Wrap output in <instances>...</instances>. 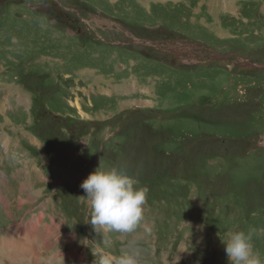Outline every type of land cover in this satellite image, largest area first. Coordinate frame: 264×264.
Here are the masks:
<instances>
[{
    "label": "rangeland",
    "instance_id": "obj_1",
    "mask_svg": "<svg viewBox=\"0 0 264 264\" xmlns=\"http://www.w3.org/2000/svg\"><path fill=\"white\" fill-rule=\"evenodd\" d=\"M165 36L184 64L126 47ZM239 56L264 65V0H0V264H229L249 228L264 258V71ZM99 167L147 189L134 232L91 224ZM19 227L33 262L1 244Z\"/></svg>",
    "mask_w": 264,
    "mask_h": 264
},
{
    "label": "clouds",
    "instance_id": "obj_2",
    "mask_svg": "<svg viewBox=\"0 0 264 264\" xmlns=\"http://www.w3.org/2000/svg\"><path fill=\"white\" fill-rule=\"evenodd\" d=\"M138 181L122 168L112 167L91 172L81 183L90 201L91 224L104 226L117 233H132L144 219L147 189L138 187ZM255 228L232 231L224 245L229 264H264L261 253L255 249ZM137 253L124 252L120 255L103 253L98 264H138ZM178 258H176L177 264Z\"/></svg>",
    "mask_w": 264,
    "mask_h": 264
},
{
    "label": "flooded vegetation",
    "instance_id": "obj_3",
    "mask_svg": "<svg viewBox=\"0 0 264 264\" xmlns=\"http://www.w3.org/2000/svg\"><path fill=\"white\" fill-rule=\"evenodd\" d=\"M72 15V14H71ZM60 17H61V19L62 20H66L68 23V25L69 26H73V24H74V21H72V19H70V17L68 16V15H60ZM77 31V30H76ZM79 31V30H78ZM148 41L149 42H151L152 43V45H146V46H148V47H153L154 49H155V51H156V53L157 54H160V53H162V54H164V56H165V58H167V57H169V59L170 60H168L166 63L167 64H169V65H171V66H173L174 68H176V67H178L177 65H176V62L177 63H179V64H184L186 61H184V59H187V58H189V57H191V55L189 54V53H187V52H182L181 51V47H178L179 48V52H178V54H177V52L176 51H174V53L169 49V45H170V37H168V36H165L164 38H162V39H159V40H150V39H148ZM168 42V43H167ZM160 43H166L164 46H160L159 44ZM154 44H156L158 47H155V45ZM131 47V48H135L134 46H131V45H127L126 47ZM160 46V47H159ZM142 47H145V46H142ZM137 48V47H136ZM135 48V49H136ZM198 52H200V53H202V52H205V53H207L206 52V50H199ZM232 53H228L227 55H231ZM234 55V54H233ZM197 57H198V55H197ZM234 57H237L238 58V55H234L233 57H231V58H234ZM240 57V56H239ZM230 58V59H231ZM240 58H243V57H240ZM244 59H246V58H244ZM247 61H250L251 63H252V61L250 60V59H246ZM230 63H232V62H230ZM72 122H74V124H82V122L80 121V120H77V119H74V120H72ZM90 124V123H89ZM83 125H85V124H83Z\"/></svg>",
    "mask_w": 264,
    "mask_h": 264
},
{
    "label": "bare ground",
    "instance_id": "obj_4",
    "mask_svg": "<svg viewBox=\"0 0 264 264\" xmlns=\"http://www.w3.org/2000/svg\"><path fill=\"white\" fill-rule=\"evenodd\" d=\"M34 194V193H33ZM20 204V203H19ZM27 229V228H26ZM36 229V228H35ZM34 230V229H33ZM15 234L13 233H9V236L3 240V242L1 244H4L3 246H6L8 248H11L12 251L11 253H17V255H19L17 258L18 259H21L22 257H25V256H31V257H28L27 260H31V262H33V258L35 257V254L33 253V251L31 253H28L27 250H26V246L28 241L25 240L24 238H22V236H24V233L20 230V227L19 229L17 228L16 231H14ZM23 233V234H22ZM33 236V234H32ZM6 241H8V245L6 243ZM2 259V257H1ZM0 259V260H1ZM12 259V258H11ZM23 259V258H22ZM25 259V258H24ZM37 259V258H36ZM3 261V260H2ZM20 261V260H19ZM38 262V261H37ZM37 262H34L32 264H38ZM3 264V263H2ZM7 264H9L7 262ZM13 264V263H11ZM17 264V263H15ZM21 264V263H20ZM26 264V263H25Z\"/></svg>",
    "mask_w": 264,
    "mask_h": 264
},
{
    "label": "water",
    "instance_id": "obj_5",
    "mask_svg": "<svg viewBox=\"0 0 264 264\" xmlns=\"http://www.w3.org/2000/svg\"><path fill=\"white\" fill-rule=\"evenodd\" d=\"M148 42H138V43H133L134 46H145L147 45ZM214 58L215 59H219L220 61H228L231 56L230 55H219V54H215L214 55ZM246 66H249L253 69H256V70H261V71H264V65H255V64H252L250 62H246Z\"/></svg>",
    "mask_w": 264,
    "mask_h": 264
},
{
    "label": "crops",
    "instance_id": "obj_6",
    "mask_svg": "<svg viewBox=\"0 0 264 264\" xmlns=\"http://www.w3.org/2000/svg\"><path fill=\"white\" fill-rule=\"evenodd\" d=\"M15 231H16V230H15ZM28 240H29V239H28ZM28 240H27V241H28ZM29 242H30V241H29ZM30 243H31V242H30ZM32 248H33V247H31V246H29V245L26 246V250H27V252H28V253H31V252L33 251Z\"/></svg>",
    "mask_w": 264,
    "mask_h": 264
}]
</instances>
